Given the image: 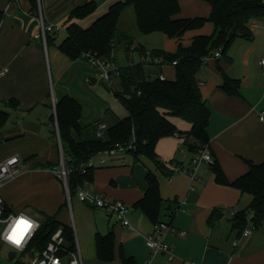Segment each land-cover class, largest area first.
Wrapping results in <instances>:
<instances>
[{
	"label": "crops",
	"instance_id": "obj_1",
	"mask_svg": "<svg viewBox=\"0 0 264 264\" xmlns=\"http://www.w3.org/2000/svg\"><path fill=\"white\" fill-rule=\"evenodd\" d=\"M89 0H0L4 18L0 23V108L9 111L8 120L0 127V162L10 156H19L21 171L7 180L0 192L8 210L25 212L40 220L44 215L59 219L72 229L74 243L79 246L84 264H122L121 252L133 257L136 264H264V222L248 237H242L233 228L230 211L247 209L252 195L242 193L232 185L220 184L211 166L204 163L194 181L185 173L173 172L172 166H188L193 153L177 135L182 158L167 162L171 174L161 171L146 156L134 160L127 151L114 155L101 152L99 165L93 172L92 187L109 200H120L130 206L128 217L132 227L124 225L109 208H98L82 202L77 195L68 198L62 179L52 172L61 157L60 131L57 122L51 120L54 102L66 94L75 97L82 105L81 130L74 132L77 141L104 139L107 129L127 116V109L116 98L113 88L99 78L97 69L83 58L71 59L63 53L59 44L65 39L73 8ZM97 10L88 18L78 20L88 26L108 7L118 0H94ZM179 17H208L211 6L204 0H180ZM41 18L53 24L50 41L39 36ZM214 23L207 21L201 28L185 33L181 40L166 34L165 51L175 52L179 41L190 45L198 35L214 33ZM251 40L237 38L229 57L207 59L198 77L204 101L211 111L208 132L210 149L222 166L227 178L233 181L246 173L249 161H264V20L253 23ZM64 34V35H61ZM136 42V41H135ZM138 45L135 43L134 47ZM125 49V47H124ZM125 67L144 61V55L136 48L126 49ZM135 53L139 59L134 60ZM147 75L164 72L168 79L176 77L171 64L157 66L146 63ZM223 73L238 79L239 93L228 94L223 88ZM105 89L121 106L118 113L103 102ZM10 99L19 104L10 105ZM107 119L109 124L103 119ZM171 120L182 131L191 124L180 118ZM106 128L101 129L100 125ZM57 131V132H56ZM61 137V136H60ZM62 142V141H61ZM33 155L31 160L27 157ZM94 157V156H93ZM93 159V158H92ZM91 159V160H92ZM105 159V163L101 160ZM154 172L160 182L163 198L160 220L186 231L179 236L165 232L174 256L167 252L152 255L146 244L155 223L135 207L145 194L146 175ZM221 214L220 218H216ZM251 225V223H250ZM248 225V226H250ZM113 231L116 238L115 257L112 261L98 258L96 237L99 233Z\"/></svg>",
	"mask_w": 264,
	"mask_h": 264
},
{
	"label": "trees",
	"instance_id": "obj_2",
	"mask_svg": "<svg viewBox=\"0 0 264 264\" xmlns=\"http://www.w3.org/2000/svg\"><path fill=\"white\" fill-rule=\"evenodd\" d=\"M37 1L34 0L36 7ZM204 1L211 6L208 17L183 18L179 17L180 0H118L88 26H84L78 20L91 16L98 8L97 2L89 0L73 8L70 14L71 22L66 28L67 35L59 44L60 50L71 59L88 60L86 53H92L104 60L113 61L118 46L125 47L127 51L133 47L134 36L120 27L122 13L128 6L134 8L136 26L141 34L162 32L169 38L181 40L187 31L201 28L207 21L214 23L215 31L210 35L196 36L190 45H184L179 41L175 52L160 48L150 50L152 55L164 57L167 63L177 60L174 79H148L145 61L133 62L122 67L113 93L127 109L128 114L108 127L104 139L77 141L74 132H79L82 128L80 123L82 105L69 94L57 100L56 112L52 114L51 120L53 124L56 122L58 124L66 163L72 169L71 195L77 193L78 185H83L86 181L91 183L93 180L94 168L88 167L86 173H82L80 166L88 163L94 155L115 148L118 144L127 147L126 151L134 160L146 156L154 161L161 171L168 174H171L172 170L157 153V145L162 138L179 134L185 136V144L191 153L205 148L211 152L208 132L211 111L203 99L198 73L216 50H221V57L230 58L229 50L237 38L247 40L253 38V23L264 20V0ZM3 18L4 11L0 10V23ZM50 38L51 35L47 31L48 42ZM135 48L141 54H146L147 49L143 46ZM219 60L220 57L217 58V61ZM223 77L224 90L230 95L238 94L239 80L227 73H223ZM9 104L17 106L19 102L10 99ZM171 117H180L188 121L191 124L190 130H180ZM8 118L9 111L0 108V127ZM33 157L31 155L26 160ZM59 162L52 168L57 167ZM210 166L218 183L232 185L242 193L252 195L250 206L233 215V228L239 233H242L250 223L259 228L264 222V161L259 163L249 161L248 171L233 181L227 178L216 157L214 164ZM146 181L147 190L135 207L141 209L156 224L161 221L163 201L160 182L152 171L146 175ZM59 228L63 229L69 246L73 247L75 239L72 229L56 217L44 215L33 241L34 248L42 250ZM115 248L116 238L113 231L97 235L96 249L99 259L112 261L115 257ZM121 258L122 264H136L133 257L123 252Z\"/></svg>",
	"mask_w": 264,
	"mask_h": 264
},
{
	"label": "built area",
	"instance_id": "obj_3",
	"mask_svg": "<svg viewBox=\"0 0 264 264\" xmlns=\"http://www.w3.org/2000/svg\"><path fill=\"white\" fill-rule=\"evenodd\" d=\"M55 28V25L46 24L43 18H41V32L39 33V36L46 39V32L52 31ZM134 48V46L131 47L128 52L131 53ZM221 55V50L218 49L215 51L214 55L208 59L221 57ZM86 57L88 59L87 61L97 69L99 78L105 81L109 88H113V85L117 82V78L120 76L122 66L115 64L113 61L104 60L92 53H86ZM144 58L146 63L157 66L171 64L175 67L177 64V60H174L170 63L165 62L164 57L154 56L150 50L146 51ZM262 64H264V59L262 60ZM155 78H160L162 80L168 79L167 75L162 71L148 75V79ZM53 104L55 108V102ZM260 118L264 120V110L261 111ZM100 128L104 129L106 128V125L101 124ZM98 136L102 138L103 132L99 131ZM177 136L183 142H185V136L179 134H177ZM130 147H132V145ZM62 148L63 147L61 146V151ZM126 150L127 147L118 144L117 147L103 152L114 155L118 152H123ZM105 162V159L101 160V163ZM214 162V155L210 152V150L205 148L199 149L192 155L190 164L188 166H179L174 164L172 168L175 172L187 174L190 179L194 181L198 178L197 172L202 164L207 163L212 165ZM22 166L23 164L19 156H10L0 162V190L7 180L15 177L21 171ZM88 167H94L92 160H90L88 163H83L80 166L81 172L86 173ZM52 172L62 179L66 187L68 198L70 199V174L72 169L67 166L66 157L64 154H61L59 165L53 168ZM77 196L82 202L93 207L109 208L116 215L119 221H121L126 226L132 227L128 217L130 206L120 200H109L104 193L95 190L90 182L86 181L83 185H78ZM230 214L234 215L235 211H230ZM21 215L28 218L30 222H33L34 224L37 222L38 227H34L32 232L25 237L19 249L7 244L3 239H0V251L3 249L4 245H8L10 248L8 251V258L9 252L11 250L16 252L15 257L12 260L9 259L12 264H84V259L79 246L76 245V243H74L73 247L69 246V242L62 228H59L54 232L42 250H36L34 248L33 241L41 227V220L25 212H13L8 210L0 192V224H3V229L0 232V236L6 235L7 233L5 230L8 229L14 220ZM10 217L11 219H9ZM254 230L255 227L253 225L248 226L242 232V237L250 236ZM165 232L177 234L181 237L186 235V231L178 230L171 223L159 221L155 224L153 232L146 237V244L151 249L152 255L160 252H167L172 258L174 256L173 249L171 245L163 238V234H165ZM18 254H20V258L16 260V256ZM146 264H149V261H147ZM189 264L196 263L190 262Z\"/></svg>",
	"mask_w": 264,
	"mask_h": 264
},
{
	"label": "rangeland",
	"instance_id": "obj_4",
	"mask_svg": "<svg viewBox=\"0 0 264 264\" xmlns=\"http://www.w3.org/2000/svg\"><path fill=\"white\" fill-rule=\"evenodd\" d=\"M120 27L124 30H127L132 36L135 38V43L139 46H143L147 50H152L154 48H164L166 44V36L162 32H153L150 34H141L136 26L135 22V13L133 6H128L125 11L122 13L120 20ZM64 35V34H61ZM116 52L118 54L116 63L121 65H125L127 62L126 59V51L123 46H118L116 48ZM139 56L137 53L134 55V60L137 61ZM114 88L117 87V84L113 85ZM103 96V102L106 103L110 108L115 110L118 113L122 112L121 106L114 100L113 95L111 94L109 89H105ZM105 124H109L107 119H103ZM57 132V131H56ZM160 149L157 147V153L159 157L164 162H169L172 158H182L181 147H177L179 141L176 137L172 139L163 140L160 142ZM102 155L100 153L94 155L92 162L95 164V167L99 165L100 159ZM74 195H77L75 193ZM3 229V224H0V232ZM10 250L8 245H4L3 249L0 251V264H12L8 258V251ZM20 258V254L16 256V260ZM18 263V262H17Z\"/></svg>",
	"mask_w": 264,
	"mask_h": 264
},
{
	"label": "clouds",
	"instance_id": "obj_5",
	"mask_svg": "<svg viewBox=\"0 0 264 264\" xmlns=\"http://www.w3.org/2000/svg\"><path fill=\"white\" fill-rule=\"evenodd\" d=\"M207 158V157H206ZM11 219V217L9 218ZM34 227H38V223L30 222L28 218L21 215L6 229V235L0 236L7 244L19 249L25 237L32 232Z\"/></svg>",
	"mask_w": 264,
	"mask_h": 264
},
{
	"label": "water",
	"instance_id": "obj_6",
	"mask_svg": "<svg viewBox=\"0 0 264 264\" xmlns=\"http://www.w3.org/2000/svg\"><path fill=\"white\" fill-rule=\"evenodd\" d=\"M55 111H56V107H55ZM58 132H59V130H58ZM59 140H60V144H61V146H62V142H61L60 134H59ZM61 154H64V153H63V148H62ZM74 187H76V184L74 185ZM221 216H222V215L219 214V215H217L216 218L218 219V218H220ZM15 255H16V252H15L14 250H11V251L9 252V259L12 260V259L15 257Z\"/></svg>",
	"mask_w": 264,
	"mask_h": 264
}]
</instances>
